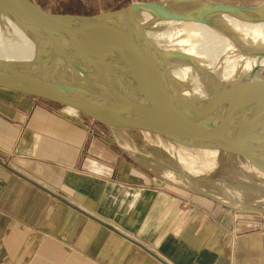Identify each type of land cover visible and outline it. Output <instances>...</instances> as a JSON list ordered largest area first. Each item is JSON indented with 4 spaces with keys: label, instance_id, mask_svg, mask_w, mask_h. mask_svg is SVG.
Segmentation results:
<instances>
[{
    "label": "water",
    "instance_id": "obj_1",
    "mask_svg": "<svg viewBox=\"0 0 264 264\" xmlns=\"http://www.w3.org/2000/svg\"><path fill=\"white\" fill-rule=\"evenodd\" d=\"M171 16L231 21L236 35L228 58L174 42L168 29L184 25ZM262 16L264 5L198 0L138 3L86 15L55 13L38 0H0V89L46 103L70 131L135 169L185 176L228 160L264 176V166L249 155L264 140V132L252 130L264 127V74L241 52L252 27L248 20ZM45 29L77 57L127 65L161 99L142 116L107 113L103 100L73 92L58 64L49 63L51 51L35 41Z\"/></svg>",
    "mask_w": 264,
    "mask_h": 264
},
{
    "label": "crops",
    "instance_id": "obj_2",
    "mask_svg": "<svg viewBox=\"0 0 264 264\" xmlns=\"http://www.w3.org/2000/svg\"><path fill=\"white\" fill-rule=\"evenodd\" d=\"M0 162V264H264V195L135 169L1 89Z\"/></svg>",
    "mask_w": 264,
    "mask_h": 264
},
{
    "label": "rangeland",
    "instance_id": "obj_3",
    "mask_svg": "<svg viewBox=\"0 0 264 264\" xmlns=\"http://www.w3.org/2000/svg\"><path fill=\"white\" fill-rule=\"evenodd\" d=\"M49 10L55 13L79 14L86 15L97 12L113 11L124 8L129 5L138 3L159 2L164 0H38ZM215 3L224 6L233 7H258L264 5V0H198ZM167 34L177 44L213 53L219 56L228 55L232 51V43L226 36L214 34L209 38L206 31L200 27L175 26L168 29ZM247 51L248 59L252 65L264 74V20L262 23L256 24L247 29L244 38V46L242 54ZM12 93L11 91H9ZM14 93V92H13ZM21 95V94H19ZM259 127L252 129L253 131L263 134ZM264 169V168H263ZM264 171V170H261ZM175 177V176H174ZM191 180L190 185L194 189H203L209 194L225 197L237 189L238 193L243 197L253 195L257 198L264 195V176L251 171L238 163L228 160H221L214 164L201 166L197 169L189 170L184 176ZM200 177L204 182H196L194 179ZM175 178H181L176 176ZM262 181L263 187L257 185ZM248 182H251L248 184ZM253 182V183H252ZM198 183V184H197ZM232 186V190L229 187Z\"/></svg>",
    "mask_w": 264,
    "mask_h": 264
},
{
    "label": "bare ground",
    "instance_id": "obj_4",
    "mask_svg": "<svg viewBox=\"0 0 264 264\" xmlns=\"http://www.w3.org/2000/svg\"><path fill=\"white\" fill-rule=\"evenodd\" d=\"M263 20L264 16L251 18L247 23L253 27L254 24L262 23ZM171 21L188 27H200L206 31L209 38L213 37L214 34L226 36L231 43H233L234 35H236L233 23L228 20L184 19L171 16ZM57 39V34L45 29L40 33L37 32L35 41L51 51L50 54L54 57L50 59L47 57L49 63L58 64L59 70L64 73L62 75L67 76L64 82L68 88L73 92L83 90L82 92L87 93L96 100H103L101 104L106 106L107 113L142 116L144 112L150 111L161 99V94L144 85L127 65L111 66L91 63L73 54L69 50L67 42L63 41L64 43L59 44ZM241 46H244V41ZM209 55L212 58L221 60H226L229 56V54L219 56L213 53ZM242 60L246 61V59ZM88 110L89 108H87V113L90 117H94L91 114L92 112H88ZM259 145L260 147L250 151L249 155L264 166V140Z\"/></svg>",
    "mask_w": 264,
    "mask_h": 264
},
{
    "label": "trees",
    "instance_id": "obj_5",
    "mask_svg": "<svg viewBox=\"0 0 264 264\" xmlns=\"http://www.w3.org/2000/svg\"><path fill=\"white\" fill-rule=\"evenodd\" d=\"M90 14V13H89Z\"/></svg>",
    "mask_w": 264,
    "mask_h": 264
}]
</instances>
